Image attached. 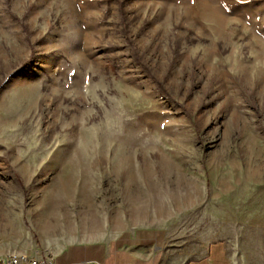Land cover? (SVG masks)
<instances>
[{
	"label": "rangeland",
	"instance_id": "374dc122",
	"mask_svg": "<svg viewBox=\"0 0 264 264\" xmlns=\"http://www.w3.org/2000/svg\"><path fill=\"white\" fill-rule=\"evenodd\" d=\"M216 240L264 264V0H0V247Z\"/></svg>",
	"mask_w": 264,
	"mask_h": 264
},
{
	"label": "crops",
	"instance_id": "0c3cea01",
	"mask_svg": "<svg viewBox=\"0 0 264 264\" xmlns=\"http://www.w3.org/2000/svg\"><path fill=\"white\" fill-rule=\"evenodd\" d=\"M14 251L27 253L33 257L46 254L45 251L37 249L31 242L23 245H15ZM10 247H0L1 255L10 252ZM53 264H79L82 262H93L94 264H165L163 257L158 256L155 248L145 243H123L108 244L102 250L96 252L86 248L80 252L65 250L52 255ZM181 264H236L230 257L225 245L220 240L210 242L204 253L197 258L188 259Z\"/></svg>",
	"mask_w": 264,
	"mask_h": 264
},
{
	"label": "built area",
	"instance_id": "2783aa9c",
	"mask_svg": "<svg viewBox=\"0 0 264 264\" xmlns=\"http://www.w3.org/2000/svg\"><path fill=\"white\" fill-rule=\"evenodd\" d=\"M13 253H7V259H0V264H53L52 255L46 253L40 257H33L23 253V260H13Z\"/></svg>",
	"mask_w": 264,
	"mask_h": 264
},
{
	"label": "bare ground",
	"instance_id": "6f19581e",
	"mask_svg": "<svg viewBox=\"0 0 264 264\" xmlns=\"http://www.w3.org/2000/svg\"><path fill=\"white\" fill-rule=\"evenodd\" d=\"M0 259H7V256L0 257ZM13 260H23V254H13Z\"/></svg>",
	"mask_w": 264,
	"mask_h": 264
},
{
	"label": "water",
	"instance_id": "95a60500",
	"mask_svg": "<svg viewBox=\"0 0 264 264\" xmlns=\"http://www.w3.org/2000/svg\"><path fill=\"white\" fill-rule=\"evenodd\" d=\"M79 264H94L93 262H82V263H79Z\"/></svg>",
	"mask_w": 264,
	"mask_h": 264
}]
</instances>
